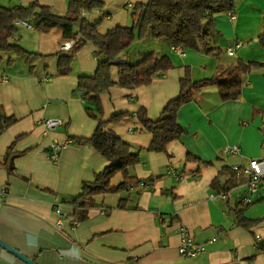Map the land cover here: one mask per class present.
Wrapping results in <instances>:
<instances>
[{
	"label": "crops",
	"instance_id": "crops-1",
	"mask_svg": "<svg viewBox=\"0 0 264 264\" xmlns=\"http://www.w3.org/2000/svg\"><path fill=\"white\" fill-rule=\"evenodd\" d=\"M34 1L58 14L68 10V0H0V5ZM100 1L102 9L84 10L82 15L91 21L103 16L98 31L106 33L118 25H132L134 5L148 0ZM234 16L223 12L215 17L220 34H214L211 43L222 49L220 57L183 47L185 55L180 58L167 39L150 33L119 55V60L135 63L154 51L168 55L174 67L156 75L149 85H115L101 93L104 119L115 112L133 114L106 129L140 154L141 161L130 171L141 182L128 191L96 195L97 206L82 221L74 220L69 201L79 194L83 182L93 181L109 164L92 145L77 140L90 137L98 124L88 113L96 112V105L84 100L77 87L79 75L96 70V47L90 42L84 45L72 71L60 75L57 54L67 39L57 30L21 26L15 39L35 54L0 52V80L2 75L9 77L0 82V113L17 118L0 133V191L6 189L0 198V237L39 264H264V183L254 202L243 206L244 216L253 223L239 224L235 209L247 192V178H237L233 170L234 165L264 157V67L243 75L236 99L222 100L216 85L202 88L180 108L185 131L164 152L149 150L152 135L135 116L145 108L150 118L157 119L180 93L186 67L197 81L226 78L239 59L264 62V47L258 41L264 29V0H235ZM238 42L241 46L228 55L227 48ZM113 74L116 77L115 69ZM47 117H58L62 123L47 131L42 122ZM68 140L58 159L51 160L52 143ZM232 145L239 150L225 153L224 148ZM10 146L17 153L11 172L3 166ZM188 152L213 164L187 161ZM170 166L182 176L168 173ZM222 191L227 193L225 200L210 198L212 192ZM126 197V208L106 214L105 207H116ZM58 206L65 217L62 228L57 226ZM182 225L207 246L196 257L184 258L178 252ZM0 264L27 263L0 247Z\"/></svg>",
	"mask_w": 264,
	"mask_h": 264
},
{
	"label": "trees",
	"instance_id": "trees-1",
	"mask_svg": "<svg viewBox=\"0 0 264 264\" xmlns=\"http://www.w3.org/2000/svg\"><path fill=\"white\" fill-rule=\"evenodd\" d=\"M103 7L104 3L100 0H68L67 12L58 14L39 1L12 7L0 5V52L26 54L28 57L35 54L25 49L19 39H15L20 30L16 24L18 20L33 23L39 31L57 30L63 38L75 39V44L69 51L57 54V71L60 75H67L72 71L73 60L84 45L90 42L96 47V70L92 75H79L77 87L84 100L96 105L97 111L89 110L88 113L97 119L98 124L90 137H79L77 140L92 145L108 159L109 164L95 175L93 181L83 182L79 194L69 201L73 208L71 215L76 221L85 220L89 210L97 206L93 203L96 195L128 191L138 187L141 182L130 171L131 167L141 161L140 154L133 151L130 143L116 132L106 129L109 123L126 120L133 114L115 112L110 118L104 119L101 93L115 85L127 88L149 85L156 75L174 67L168 55L159 56L154 51L146 53L135 63L121 61L118 59L119 55L131 47L136 39L142 40L150 33L156 39H167L172 45L220 57L222 49L211 43V37L220 34L215 26V17L219 13L234 12L235 0H148L134 5L132 25H118L106 33H100L98 26L103 16L91 21L82 12ZM258 41L264 47V29L259 34ZM254 67H264V62L246 63L239 59L226 78L215 76L197 81L193 80L190 67H186L180 80V93L167 102L157 119L150 118L145 108H141L135 115L142 128L152 135L149 150L164 152L169 143L182 136L185 130L179 121L180 108L190 102L202 88L216 85L222 100L236 99L242 91L243 75ZM16 120L13 115L0 113V133ZM16 154L10 146L3 164L10 172L13 170ZM186 160L203 166L213 164V161L202 160L191 152L187 153ZM127 202V197L121 198L116 207H105L106 214L109 215L115 208H126ZM244 207L242 199L239 200L235 214L239 224L249 226L253 222L244 216Z\"/></svg>",
	"mask_w": 264,
	"mask_h": 264
},
{
	"label": "built area",
	"instance_id": "built-area-1",
	"mask_svg": "<svg viewBox=\"0 0 264 264\" xmlns=\"http://www.w3.org/2000/svg\"><path fill=\"white\" fill-rule=\"evenodd\" d=\"M230 17L232 19L235 18L234 12L229 11ZM17 25H22L26 26L29 29H33L34 24L31 22H28L26 20H18L16 22ZM75 44V39H69L64 41L60 48L62 51H69L71 47ZM241 46V42H238L235 46L228 47L227 48V53L228 55H234L235 48ZM171 49L175 52H178L181 56L185 55V50L182 46L179 45H171ZM9 77L7 75H2L1 76V83L7 82ZM43 125L45 126V129L47 131L56 129L61 123V119L58 117H47L43 121ZM69 142L66 141L65 143L55 141L51 145V150L49 152V158L53 161H56L62 152L63 148L66 146V144ZM239 150V146L237 145H232V146H226L224 148V152L229 154V153H236ZM233 170L235 173V176L237 178L239 177H246L247 182V192L244 195L242 199V206H247L250 205L251 203L254 202L255 197L260 193V190L263 186L264 183V157L263 158H252L249 160V162L245 165H234ZM168 173L180 177L182 176V172L178 169H175L174 167L170 166L168 169ZM141 185L145 186V183H141ZM6 194V189H2L0 191V198L4 197ZM211 199H226L227 198V193L222 191V192H212L210 194ZM55 211L58 215V220H57V226L59 228H62L65 224V217L64 214L61 211V208L58 206L55 208ZM180 233H181V242L178 247V252L180 253L181 256L184 258H192L198 256L200 253L206 250L207 246L204 243H199L197 242L194 237L190 234L189 229L182 225L180 227ZM216 239L213 238L212 241H215Z\"/></svg>",
	"mask_w": 264,
	"mask_h": 264
},
{
	"label": "water",
	"instance_id": "water-1",
	"mask_svg": "<svg viewBox=\"0 0 264 264\" xmlns=\"http://www.w3.org/2000/svg\"><path fill=\"white\" fill-rule=\"evenodd\" d=\"M0 247L5 249L6 251L12 253L17 258L21 259L22 261H24L27 264H39L34 259L28 257L27 255H25L24 253H22L21 251H19L15 247L11 246L9 243H7L5 240H3L1 237H0Z\"/></svg>",
	"mask_w": 264,
	"mask_h": 264
},
{
	"label": "rangeland",
	"instance_id": "rangeland-1",
	"mask_svg": "<svg viewBox=\"0 0 264 264\" xmlns=\"http://www.w3.org/2000/svg\"><path fill=\"white\" fill-rule=\"evenodd\" d=\"M22 25H20L19 27H21ZM22 27H26V26H22ZM26 29H28L27 27H26ZM171 51H173L172 49H171ZM174 52V51H173ZM176 53H178V52H176ZM178 56L180 57V58H182V56L178 53ZM117 179V178H116Z\"/></svg>",
	"mask_w": 264,
	"mask_h": 264
}]
</instances>
